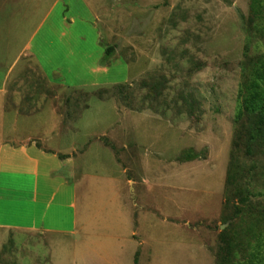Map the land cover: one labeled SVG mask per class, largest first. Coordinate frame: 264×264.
Masks as SVG:
<instances>
[{
	"label": "rangeland",
	"instance_id": "rangeland-1",
	"mask_svg": "<svg viewBox=\"0 0 264 264\" xmlns=\"http://www.w3.org/2000/svg\"><path fill=\"white\" fill-rule=\"evenodd\" d=\"M74 1L52 5L42 32L65 136L80 138L57 166L79 221L70 234H2L0 264H216L223 232L243 247L237 261L249 243L264 257V147L237 119L264 58V2L254 17L251 0Z\"/></svg>",
	"mask_w": 264,
	"mask_h": 264
},
{
	"label": "crops",
	"instance_id": "crops-1",
	"mask_svg": "<svg viewBox=\"0 0 264 264\" xmlns=\"http://www.w3.org/2000/svg\"><path fill=\"white\" fill-rule=\"evenodd\" d=\"M52 5L0 0V242L2 234L74 233L79 221L77 188L57 177L80 138L65 136V90L54 76L58 68L47 66L52 40L42 29ZM58 192L59 209L49 216Z\"/></svg>",
	"mask_w": 264,
	"mask_h": 264
},
{
	"label": "trees",
	"instance_id": "trees-1",
	"mask_svg": "<svg viewBox=\"0 0 264 264\" xmlns=\"http://www.w3.org/2000/svg\"><path fill=\"white\" fill-rule=\"evenodd\" d=\"M263 2L264 0H251L250 10L254 17L261 16ZM107 54H110L109 51H107ZM238 101L240 104L237 119L241 120L247 117L249 120L247 141L250 145L259 144L264 147V58L252 63L251 69L245 76V81L240 85ZM197 158L198 155L192 151L183 154L181 157L182 160L186 161ZM229 236L226 232L221 234L223 246L218 254L216 264H264V257L261 255L260 250H257L260 247L259 243L255 247L249 243L248 246L253 252L247 254V259L242 262L237 261V254L244 250L241 244H238ZM137 255L135 256L136 264H138Z\"/></svg>",
	"mask_w": 264,
	"mask_h": 264
}]
</instances>
